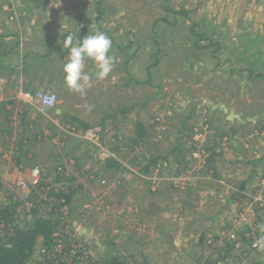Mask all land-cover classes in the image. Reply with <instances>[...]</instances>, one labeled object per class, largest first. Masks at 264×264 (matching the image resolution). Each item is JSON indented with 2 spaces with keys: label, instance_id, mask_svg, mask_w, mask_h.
Listing matches in <instances>:
<instances>
[{
  "label": "rangeland",
  "instance_id": "rangeland-1",
  "mask_svg": "<svg viewBox=\"0 0 264 264\" xmlns=\"http://www.w3.org/2000/svg\"><path fill=\"white\" fill-rule=\"evenodd\" d=\"M78 1L51 16L40 5L37 15L51 20L49 34L69 14L64 36L111 38L113 70L93 75L86 95L65 83L66 49L27 56L20 44L27 57L17 71L6 66L0 35V246L38 212L64 227L53 247L39 243L31 264H100L109 255L210 264L225 239L233 243L220 264H264V162L230 165L264 157V80L245 79L253 63L264 74V0ZM84 71L94 74V62ZM38 93L55 95L53 107L41 109ZM109 158L123 168L108 170Z\"/></svg>",
  "mask_w": 264,
  "mask_h": 264
},
{
  "label": "trees",
  "instance_id": "trees-1",
  "mask_svg": "<svg viewBox=\"0 0 264 264\" xmlns=\"http://www.w3.org/2000/svg\"><path fill=\"white\" fill-rule=\"evenodd\" d=\"M44 1L45 0H43L42 2H44ZM15 5H17V4H15ZM12 9H14V10L16 9V7L14 6L13 3H12ZM103 10L100 13L101 17H102V14L104 13ZM178 15H180V14H178ZM98 19H100V18H98ZM85 20L87 21V23H89V18H86ZM200 40H201L200 38H198L196 40V45H198ZM210 45H214V44H210ZM130 46H133V42H132V44H130ZM214 49L217 50L218 47L214 46ZM48 51H50L49 48H48ZM31 55H33V54L31 53L27 56H31ZM27 56L25 55L24 57H27ZM154 57L155 56H152L150 59H152ZM41 58H43V57H41ZM130 58H131V56L129 55L127 57V61H129ZM43 60H44V58H43ZM41 62H42V60H41ZM37 64L41 65L40 61L39 62L37 61ZM254 65H255V63H253L251 68H249V70L246 71V72H248L247 73L248 78H245V79H249V81H251V82L252 81H258V79L264 80V74L258 73L256 71L257 69L254 68ZM33 67H34V65H33ZM154 67H155V65H153V68ZM240 70L241 69H239L238 71H240ZM156 72L157 71H155V73ZM153 73L154 72H152V73L147 72L148 79L153 75ZM148 79H147V81H148ZM239 96H241V95H239ZM234 103L232 104V106H234V108H238L237 105H234ZM113 111H114L113 114H105L103 120L105 121L108 119H116L117 115H119L118 114L119 112H120V114H124L126 110H124L122 107L120 109H113ZM60 117L66 118L69 121H77L78 120L73 115L72 116L67 115V113L61 114ZM78 122H79V125L83 128V130H88L89 128H92L90 123H86V122L83 123L80 120H78ZM237 127L238 126H236V125L233 126V130H235ZM145 133H146V129L144 128V126H142V124H138L137 125L138 137H143L145 135ZM234 133H236V131H234ZM220 153H221V151L219 152V154ZM180 156H181L180 161L185 162V157L182 155H180ZM216 156H218V155H216ZM260 161L264 162V157L260 158V160H257L254 157H251V160H249V161H244V160H243V162L232 161V162H230V165H233L236 163H241L245 166L251 165L253 167V169H255V167L257 166V163ZM152 162H154V161H152ZM105 165H106L107 169L110 171H118V169L123 168V166L119 163V161H117L114 158L106 159ZM153 166H156V164H152L150 162L149 165H147L144 169H142V174L145 175L146 173H148L149 170ZM215 173L217 174L216 169H215ZM2 186H3V184H2V181L0 179V189H2ZM73 196H74V191L70 192V195L65 196L66 201L63 205H70L71 199L73 198ZM9 209H10V207H9ZM37 214H38V212L35 213L34 219L32 220V222H30V224L28 226H26V227L16 226L15 229L13 230L12 234H11V238L8 241V243L0 246V264H31V262L33 261V257L35 255V250L38 247L39 243H41V241H42L44 246H48L50 248L53 247L54 235L61 228H63L64 225H62V222L59 218H52V217H49V218L45 217L44 218V217L38 216ZM216 238L225 239V236H222L220 233H218ZM202 239L200 241H202ZM225 240L227 241L226 245H225V249L223 250V251H225L224 252L225 254L223 255L220 252L222 254L221 258L215 259L214 261H210V264H220V263H222L221 262L222 259L227 256L226 251L230 250L232 248L231 244L233 242L231 243L230 242L231 240H229V241L227 239H225ZM243 240H246L245 236H243ZM216 250H218V248L213 249L212 252H214ZM100 264H128V263H127L126 259H122L121 257H119L117 255H109L104 260H102ZM206 264H209V263H206Z\"/></svg>",
  "mask_w": 264,
  "mask_h": 264
},
{
  "label": "crops",
  "instance_id": "crops-1",
  "mask_svg": "<svg viewBox=\"0 0 264 264\" xmlns=\"http://www.w3.org/2000/svg\"><path fill=\"white\" fill-rule=\"evenodd\" d=\"M42 1L43 0H40L41 3L38 4L39 6L33 3L30 4L31 0H8L7 2L2 1L0 3V35L1 43L3 44L2 53L3 56H6L5 61L7 67H16L17 71L21 70L20 68L22 65L20 64H22L24 56L18 49L20 44L25 47L24 50L27 52L33 53L40 49V54L42 55L47 52L48 48L55 52L61 51V43L64 38L62 36H64V32L70 28V26H68L71 21L69 19L70 15L66 14L63 19H56L54 22L56 25V33L49 34L48 31L51 30L49 27L51 26V20L45 21L46 14L44 12L37 15L41 9L40 5H42L45 10L48 9L51 16V9L57 11L64 10L67 5L76 7L79 5V1L59 0V3L52 4L51 7L48 6L51 0ZM70 1L72 2L70 3ZM74 2H76L75 5ZM12 3L16 7L15 10L12 9ZM86 18L90 20V15H86Z\"/></svg>",
  "mask_w": 264,
  "mask_h": 264
},
{
  "label": "clouds",
  "instance_id": "clouds-1",
  "mask_svg": "<svg viewBox=\"0 0 264 264\" xmlns=\"http://www.w3.org/2000/svg\"><path fill=\"white\" fill-rule=\"evenodd\" d=\"M63 37L62 48L67 50L62 69L65 83L70 90L82 96L86 95L93 75L96 79L104 80L113 70L111 38L99 30H90L82 38L71 32ZM87 60L93 61L96 66V71L92 75L84 71ZM258 243L264 244V236L260 237Z\"/></svg>",
  "mask_w": 264,
  "mask_h": 264
},
{
  "label": "built area",
  "instance_id": "built-area-1",
  "mask_svg": "<svg viewBox=\"0 0 264 264\" xmlns=\"http://www.w3.org/2000/svg\"><path fill=\"white\" fill-rule=\"evenodd\" d=\"M36 99L41 109L48 110V108L53 107L56 96L50 93H38Z\"/></svg>",
  "mask_w": 264,
  "mask_h": 264
}]
</instances>
